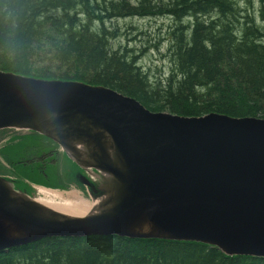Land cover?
<instances>
[{"label": "water", "instance_id": "1", "mask_svg": "<svg viewBox=\"0 0 264 264\" xmlns=\"http://www.w3.org/2000/svg\"><path fill=\"white\" fill-rule=\"evenodd\" d=\"M5 129L53 140L76 165L103 178L96 189L91 177L81 179L98 190L92 200H104L95 214L73 218L25 199L0 176V250L51 236L117 234L264 257L263 118L153 112L104 86L0 70ZM99 219L126 224L113 231Z\"/></svg>", "mask_w": 264, "mask_h": 264}, {"label": "trees", "instance_id": "2", "mask_svg": "<svg viewBox=\"0 0 264 264\" xmlns=\"http://www.w3.org/2000/svg\"><path fill=\"white\" fill-rule=\"evenodd\" d=\"M154 16L190 20L172 32L173 72L161 83L133 50L113 47L119 34L109 26ZM0 70L104 86L153 112L264 119V30L254 15L240 17L233 0H0ZM0 264H264V257L111 234L45 237L0 250Z\"/></svg>", "mask_w": 264, "mask_h": 264}, {"label": "rangeland", "instance_id": "3", "mask_svg": "<svg viewBox=\"0 0 264 264\" xmlns=\"http://www.w3.org/2000/svg\"><path fill=\"white\" fill-rule=\"evenodd\" d=\"M233 2L240 17H245V14L254 15L257 24L264 30V3L260 0ZM241 21L244 24V20ZM189 22V19L178 21L171 16L119 18L109 23L110 27H116L119 34V37L112 41V45L114 48L133 50L140 58L141 68L151 80L161 83L173 72L172 32L175 30L178 33L180 25L186 26ZM53 148L33 132L1 130L0 176L8 179L16 192L31 199L43 197L45 194L40 191L49 189L63 195L77 191L82 200L89 199L88 202H94L92 197L89 198L92 193L89 194L79 177L89 175L97 185L104 182L103 178L93 172L87 173L84 169H79L63 150ZM97 203L99 206L101 199H98Z\"/></svg>", "mask_w": 264, "mask_h": 264}, {"label": "bare ground", "instance_id": "4", "mask_svg": "<svg viewBox=\"0 0 264 264\" xmlns=\"http://www.w3.org/2000/svg\"><path fill=\"white\" fill-rule=\"evenodd\" d=\"M80 150H82V147H80ZM81 152V151H80ZM82 153V152H81ZM72 155V153H70ZM41 193L45 194L43 197L34 198L33 200L38 202L39 204L49 207L50 209H53L54 211H58L64 215H67L69 217H85L90 214H95L97 208L100 206L104 198L101 199V203H99V206H97V200H94V202H88L82 200V197L80 196L77 191H71L70 193H66L63 195V193L51 191L47 189H42L40 191ZM46 196V197H45ZM25 199H31L30 197L24 196ZM120 222H115L116 219H99L97 222L101 226H109V228H114L113 231H119L115 230V228L120 229L121 225H124V222L126 224V219H120ZM111 221V223H110ZM119 223V224H117ZM107 228V229H109ZM142 228H145V231L150 230L152 226L150 224H142Z\"/></svg>", "mask_w": 264, "mask_h": 264}, {"label": "flooded vegetation", "instance_id": "5", "mask_svg": "<svg viewBox=\"0 0 264 264\" xmlns=\"http://www.w3.org/2000/svg\"><path fill=\"white\" fill-rule=\"evenodd\" d=\"M97 188V185L95 184V189ZM99 188V187H98ZM90 191H98V190H93V189H91Z\"/></svg>", "mask_w": 264, "mask_h": 264}]
</instances>
